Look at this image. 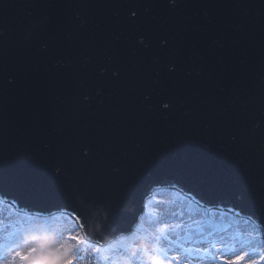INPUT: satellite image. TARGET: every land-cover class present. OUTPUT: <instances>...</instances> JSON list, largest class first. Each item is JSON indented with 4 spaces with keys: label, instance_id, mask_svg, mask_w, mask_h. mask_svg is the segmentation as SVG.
<instances>
[{
    "label": "water",
    "instance_id": "obj_1",
    "mask_svg": "<svg viewBox=\"0 0 264 264\" xmlns=\"http://www.w3.org/2000/svg\"><path fill=\"white\" fill-rule=\"evenodd\" d=\"M262 74L264 0H0V196L99 242L169 188L262 222Z\"/></svg>",
    "mask_w": 264,
    "mask_h": 264
},
{
    "label": "snow or ice",
    "instance_id": "obj_2",
    "mask_svg": "<svg viewBox=\"0 0 264 264\" xmlns=\"http://www.w3.org/2000/svg\"><path fill=\"white\" fill-rule=\"evenodd\" d=\"M167 4L175 9L180 6V0H167ZM145 11H148V9L145 8ZM136 17L137 11L133 7L129 12L128 18L134 19ZM238 30L239 28L237 27ZM137 44L143 45L145 48L148 47L142 37L137 39ZM160 44L161 47H165L167 41L162 39ZM166 67L168 73L177 71L175 63H169ZM107 71V68L101 67L99 74L103 76ZM112 75L116 77L119 75V72L113 70ZM261 79L264 80V74H262ZM148 98V95L144 96L145 100ZM89 99L90 97L86 94L82 96V102L84 103L88 102ZM163 107L167 109L170 105L164 103ZM257 126H259V123ZM81 154L87 156L89 150H82ZM114 171L117 170L114 169ZM57 173H60V169H57ZM0 203H3V201L0 200ZM62 211L65 212L69 220L73 221L76 229L69 232L65 244L61 245L64 258L60 261V264H74V261L78 262L80 259H83L79 253L85 249L88 250V258L95 259L96 257L92 254L101 252L102 249L99 241L93 244V241L85 232L86 219L83 214L85 209L81 207L71 210L62 209ZM231 211L233 209L230 208L229 212ZM171 215L176 216L177 214L172 213ZM251 219L249 217V220ZM248 222L245 221L246 224ZM182 225L183 221L175 222L157 219L153 222V232L149 234L152 247L148 248L146 246L143 249L131 252L128 251L127 247H123L122 258L128 264H149V261L145 257L151 260V264H201V262H204V264H264V254H261L264 253V221L253 222L250 232L245 236L237 235L232 237L231 243L225 242L223 236L219 239L215 238L211 231L205 236L202 229L198 230L196 239H193L191 235L181 237L177 230ZM4 233L3 222L0 221V264H21V262L28 258V255L35 252V249H29L27 253L20 250L19 232L9 235H5ZM81 245H84V248ZM114 247V245H108L103 251H109ZM61 248L56 249V251L60 252ZM100 258L103 260L108 259L107 256Z\"/></svg>",
    "mask_w": 264,
    "mask_h": 264
},
{
    "label": "rangeland",
    "instance_id": "obj_3",
    "mask_svg": "<svg viewBox=\"0 0 264 264\" xmlns=\"http://www.w3.org/2000/svg\"><path fill=\"white\" fill-rule=\"evenodd\" d=\"M170 190V188H169ZM166 191H164L165 193ZM189 199V198H188ZM190 200V199H189ZM188 200V201H189ZM180 201V200H177ZM192 201V199L190 200ZM198 203V202H197ZM188 205V204H187ZM190 208L193 210L201 211L199 208H202L203 211H201V217H203L204 225H207L209 229L203 230V234L207 236L208 232H213V235L215 238L219 239L221 236L224 237L225 242L231 243V238L237 235L245 236L248 232L251 231L252 224L248 222L247 224L241 216L236 214L234 211L229 212L227 209H220V208H210V209H216L218 211L225 212L227 210V214H224L222 217H210L203 206H198V204H189ZM185 212V208L183 210ZM6 214V213H5ZM10 215V211L8 213ZM6 214V216H8ZM178 216L179 214L176 213ZM227 215V216H226ZM191 216V215H190ZM10 217V216H9ZM65 217H62V219ZM5 224L10 225H4L5 229V235L14 234L16 232H19V238L21 242L20 250L22 252L27 253L28 246L30 245V249H35V252L28 255V258L21 262V264H54V262H57L60 264V261L64 258L63 257V249L61 248L62 244H65L66 238L69 234V232L73 231L76 228H73L71 225H65L60 222H64L66 220H59L57 229L50 231L49 229L43 230L41 227L44 225L45 220L39 221V226L36 227V233H30L28 226L29 222H17L10 219L4 218ZM49 219V218H46ZM231 221V223H230ZM208 222V224H207ZM215 222V225H212ZM4 224V222H3ZM187 227H191L188 229ZM227 227V234L223 232V229ZM201 229V227L196 225H188L183 226L179 230V234L181 237H185L187 235H191L193 238H197V232ZM215 230V231H214ZM138 231V229H135L134 232L129 236H124L125 240L121 242H116V245L113 249L109 250L107 253L98 252L93 253L92 255L96 257L95 259H89L88 258V250L85 249L84 251H81L79 253L82 254L81 257L83 259H80L78 262L74 261V264H128V262L122 258L123 253V247H127L128 251H136L137 249L140 250V248H135V243L133 240H139V241H145L148 238H150V235L153 232V228H151L150 233H145V230ZM24 234H26L24 236ZM148 237V238H146ZM123 245V246H122ZM152 247V241L149 242L148 248ZM61 248L60 252H57L56 249ZM84 248V247H82ZM264 254V253H261ZM107 256V260H103L100 257ZM146 260L149 261V264H151V260L148 257H145ZM201 264H204V262H201Z\"/></svg>",
    "mask_w": 264,
    "mask_h": 264
},
{
    "label": "bare ground",
    "instance_id": "obj_4",
    "mask_svg": "<svg viewBox=\"0 0 264 264\" xmlns=\"http://www.w3.org/2000/svg\"><path fill=\"white\" fill-rule=\"evenodd\" d=\"M188 198L193 199L191 195L170 194V190L167 189L165 193L162 192L158 196L146 202L147 207L144 208L141 220L133 225L132 230L140 229L141 230L140 232H142V230H145V233L149 234L151 228H153V222L156 221L157 219H166V220L175 221V222L183 221V225L181 228H183V226L196 225V226L201 227L202 230L209 229L207 225H204L205 221L203 220V217H201V213H202L201 211H203V209L199 208V210L201 211L193 210L189 206V204L191 203L198 204V206H203L205 208L204 210L206 211V213L210 217L212 216L215 217V219H217L216 217H222L224 216V214H227V210L225 212H222L216 209H210V208L226 209V207L222 205H209V204L201 203L199 201L191 202ZM0 200L3 201V203H0V221L4 222L3 227L4 225H7V226L10 225V224H5L6 220L4 218L10 219L13 221L15 220L17 222H21V224L22 222L28 221L29 222L28 229L30 233H34V232L36 233V227L39 226L40 220H45L43 222L44 225L43 227H41V229L42 228L43 230L49 229L50 231L56 230L59 219H62V217H64L63 215L65 214L59 211H53L51 215L34 216L33 212L29 210H25L23 208L19 209L15 203H13L12 201H10L9 199L5 197L0 196ZM4 200H6L7 202H4ZM177 200H180V201H177ZM13 205L19 211H17ZM184 208H185V212L183 211ZM13 210L15 212L14 214H13ZM9 211L12 212V214L9 215L8 214ZM5 213L8 214V216H6ZM172 213H178L179 215L172 216L171 215ZM46 218H49V219H46ZM212 225H215V222ZM181 228H179L177 231L179 232ZM187 228L190 229L191 227H187ZM132 230H130L128 233H131ZM227 230L228 229L226 227L223 229V232L227 234ZM128 233H126V235H128ZM25 235L26 234H24V236ZM124 236L125 234L117 235L114 239L109 240L107 242H99L101 249H102L101 252H103L104 254L107 253L108 251H103V249H106L108 245L115 246L116 242L124 241L125 240ZM193 239H196V238L194 237ZM92 241H93V244H95L96 241L94 240ZM150 241H151V238H148L145 241L133 240V242L135 243L134 245L136 249L137 248L143 249L146 246L148 247ZM81 247H84V245H81ZM29 249H30V245L28 246V250ZM81 255L82 254H80V256ZM54 264H58V263L54 262Z\"/></svg>",
    "mask_w": 264,
    "mask_h": 264
}]
</instances>
